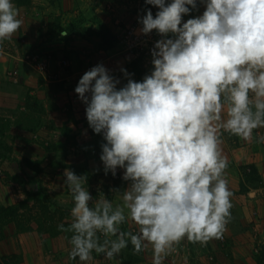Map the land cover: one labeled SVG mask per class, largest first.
Listing matches in <instances>:
<instances>
[{
	"label": "clouds",
	"instance_id": "obj_1",
	"mask_svg": "<svg viewBox=\"0 0 264 264\" xmlns=\"http://www.w3.org/2000/svg\"><path fill=\"white\" fill-rule=\"evenodd\" d=\"M144 4L158 9L138 15L137 34L160 37L150 73L136 81L121 67V85L98 63L74 89L89 128L102 137L104 175L121 170L127 183L110 189L122 193L114 204L105 195L94 199L87 177L65 168L73 206L70 222L57 228L71 234L68 256L80 264L93 253L112 261L129 243L137 255L150 247L152 264H164L185 239L201 246L223 239L233 219L224 134L251 142L264 129V0ZM22 24L13 0H0V43ZM127 221L135 231L123 228Z\"/></svg>",
	"mask_w": 264,
	"mask_h": 264
},
{
	"label": "rangeland",
	"instance_id": "obj_2",
	"mask_svg": "<svg viewBox=\"0 0 264 264\" xmlns=\"http://www.w3.org/2000/svg\"><path fill=\"white\" fill-rule=\"evenodd\" d=\"M32 1L13 0V3L22 8L19 11V18L22 19L23 24L11 40L0 43V140L5 144L4 147L2 144L0 145V207L19 206L16 222L6 223L0 230L5 233L11 224L21 232L37 231L40 234H47L49 238L46 242L47 245L53 250L59 249L61 257L57 259H64L66 261L64 263L67 264L71 247L68 239L71 234L65 233V238L63 236L56 238L47 231L52 226H58L61 223L67 224L71 219L70 214L65 212H70L73 206L68 188L63 183L65 168H70L77 175L87 177L85 187L89 188L94 199L105 195L114 204L118 203L122 193H113L110 189L119 188L122 190L127 187V183L121 179V170H118L115 178L111 174L104 175L103 165L99 159L102 137L94 134L89 128L85 105L76 94L74 96L77 97L71 98L70 92H74L81 78L79 72L84 71L85 73L90 70L92 65L88 61L89 55L92 57L96 55V61L98 58L101 61L102 58L109 57V60L103 64L111 71L112 75L120 78L121 85L124 84L123 82L126 83V79L119 70L121 67L134 74L133 79L142 81L145 74L152 70V65L149 58L125 52L119 43L121 30L118 29V33L114 34L106 25H100L97 36L101 38V43L97 46L83 47L78 45L80 40L76 41L73 37L75 46L79 47L72 50L74 51L72 55L43 52L38 37L45 36V28L48 25L44 19L46 11L32 9L25 11L23 7L32 5ZM38 1L42 3V0ZM82 1L85 9L91 0ZM110 2L107 4L118 3L123 7L122 9L128 5L135 7L139 4V15H143V10L146 8L153 10V6L145 5L144 0H110ZM203 10V5H201L199 12L194 11L191 15H199ZM188 18L190 17H184L185 20ZM89 22H92V18H88L84 24L86 27L84 35L88 33L86 30L92 27ZM130 22H122L121 25L125 28ZM102 29L110 30L112 36L101 34ZM113 36L116 37L114 43L112 42ZM109 45L112 48L107 49ZM101 50L113 51L104 57V54L99 52ZM34 56L49 58V72L53 75L51 79H46L35 68ZM115 58L119 60L115 61ZM66 60L68 64L63 62ZM74 74H76V78L70 79L68 85L65 86V80L61 79ZM28 89H38L35 95L38 96L36 98L42 106L40 97L45 96L46 93L49 95V99L46 101L49 113L44 112V117L36 118L32 122L21 114L26 110L20 104L24 102ZM51 90L59 94L58 100L55 96L52 99ZM53 113H55L54 116H52ZM63 119L69 120L72 125L64 126ZM53 121L59 123L58 126H51L50 122ZM30 128L33 129L29 130ZM97 168L101 170L95 172L94 170ZM252 169L255 170L252 166H245L243 169V181L239 192L242 195H246L252 188L260 187L262 184L256 170L257 177L253 176V179H250L251 176L248 177ZM30 194L34 195V198H30ZM246 200H241V208L234 206L236 201L232 200L233 219L227 226L223 239L213 240L207 246L192 244L185 239L176 246V251L165 259L164 264H230V259L227 260L229 257L222 255V252L229 247L236 246L239 249H251V251L254 248L264 250V223L262 224L260 217L261 212L257 208H252L250 202ZM22 203H26V205L23 206ZM234 207L236 208L234 209ZM41 223L43 224L41 225ZM135 227L131 221H127L123 226L125 230L133 231H135ZM246 232H248L247 235H245ZM249 234L254 237L252 242H249ZM239 235L244 239L237 240V244L234 245V239L236 237L239 239ZM20 242L31 243L34 248L41 240L40 237L22 241L20 237L15 238L8 243L9 246L6 247V250L16 251ZM3 250H0V264H17L20 260L25 261L24 253L22 256L15 252L6 256L3 255ZM53 250L48 249L47 252L54 258ZM41 253L46 257L47 253L46 255L44 252ZM130 256L138 258L139 262L137 261L136 264H152L150 247L137 255L133 254L130 243L112 261H107L102 255L93 253L94 259L89 264H131ZM30 257L31 255L28 254L27 262ZM32 259L33 257H31ZM242 262L244 263V261Z\"/></svg>",
	"mask_w": 264,
	"mask_h": 264
},
{
	"label": "crops",
	"instance_id": "obj_3",
	"mask_svg": "<svg viewBox=\"0 0 264 264\" xmlns=\"http://www.w3.org/2000/svg\"><path fill=\"white\" fill-rule=\"evenodd\" d=\"M107 2H110V0H91L89 4H87V8H83L85 5L83 4L82 0H42V3H40L38 0H33L32 5H28V7H23L25 11H29L30 9L34 11H46L45 12V22L48 24L47 28H45V36L43 38L38 37V41H40V45L42 47L43 52H55L61 55H72L74 51H72L74 48H77L79 46H75V41L73 40V37L75 40H80L78 42V45H81L83 47H91L97 46L101 43V38L97 36V32L100 29V25H106L108 28L115 34L118 33L119 30H121L122 36L125 29L130 25V23H133L135 21H138V15L140 12L139 4L135 5V7H130L129 5L126 6L125 9H122L123 7L118 5V3H112L110 5L107 4ZM111 3V2H110ZM42 4V5H41ZM15 7L21 11L22 8L18 7L14 3ZM108 5V6H107ZM118 5V6H117ZM138 13V14H137ZM95 14V15H94ZM94 15V17H93ZM88 18H92V22H89V24H92V27L87 29L86 33L84 24L87 21ZM131 21V22H130ZM122 22H130L125 28L122 27ZM28 23V21H27ZM119 29V30H118ZM62 32H66L67 35H62ZM92 34H94L92 36ZM37 36V35H35ZM114 50V49H113ZM113 50L110 51H99L100 53L105 55L111 53ZM96 55L88 57V61L91 63V69L93 66L97 65L98 63H105L109 60V57L102 58L100 61L98 58V61H96ZM119 60L118 58L114 59ZM114 62V61H113ZM94 63V64H92ZM80 76L82 77V74H84V71L79 72ZM76 78V74L70 75L68 77H65L61 80H65L64 85L67 86L68 82H70V79ZM125 83V82H123ZM49 86V85H48ZM38 89L30 90L28 89L25 95L24 100L28 95H32L34 97H38L36 94ZM52 99L53 96L56 97L59 95L56 91H50ZM45 94V92H44ZM71 98L77 97L74 96L75 92H70ZM49 95L46 93L45 96L40 97V102L43 104L44 112H48L46 101L49 99ZM63 97V96H62ZM58 97V98H62ZM23 104V103H22ZM49 113V112H48ZM55 113L52 114L54 116ZM45 116L44 114L42 115ZM46 118V117H45ZM63 125L68 126L72 125L71 122L67 119H63ZM51 126H58L59 123L56 121L50 122ZM62 125V127H64ZM80 126V124H78ZM257 133L260 135H264V129H258L254 131V138L251 142H244L240 140L239 138L235 136H229L227 133L224 134L223 140L224 143L222 145L224 154L228 157L229 160V166L227 169V179L229 181V188L233 192L232 200L236 201L235 205L238 208H241V200H246L247 202H250V206L252 208H257L261 212V220L262 224L264 223V143H256ZM245 166H252L255 168V170L258 172V175L261 179V186L257 188H252L250 191H254V196L251 197L249 195V192L246 195L240 194L241 185L243 181V172ZM248 197L249 200H248ZM239 203V204H238ZM234 207V209L236 208ZM13 226V225H12ZM10 224L9 229L4 231L0 230V250H3V255H12L15 253L22 256L24 253L25 255V261L20 260L17 264H65L66 262L64 259H57L60 258V250L56 249L53 250L50 248V246L47 245V240L49 239L47 234H40L37 231H26L21 232L18 231L17 227H12ZM13 228V229H12ZM248 232H246L245 235H247ZM36 234V235H35ZM66 234L63 233L57 237L63 236L65 238ZM250 237H248L249 242H252L254 240V237L252 234H249ZM252 236V237H251ZM21 238L22 240H27L29 238L34 237H40L41 242L35 246L32 247V244H26L20 242V246H18L17 250L8 249L6 250V247H8V243L12 241V239H18ZM56 237V238H57ZM239 239L236 237L234 239V245L237 244V240H243V237L238 236ZM264 238V237H263ZM53 250L54 255L56 259L53 258L52 255H50L47 250ZM32 250V251H30ZM260 250V251H259ZM44 252L45 256H42V253ZM31 255L33 259L31 260V257L29 261L27 262V256ZM223 256L229 257L231 263L230 264H264V250L256 249L254 248L253 251L251 249H239L236 246L234 248L229 247L227 250L225 249L222 252ZM249 258V259H246ZM8 260V259H7ZM241 261V262H240ZM244 261V263L242 262ZM67 264H80L79 259L77 260H68Z\"/></svg>",
	"mask_w": 264,
	"mask_h": 264
},
{
	"label": "built area",
	"instance_id": "obj_4",
	"mask_svg": "<svg viewBox=\"0 0 264 264\" xmlns=\"http://www.w3.org/2000/svg\"><path fill=\"white\" fill-rule=\"evenodd\" d=\"M152 11L153 15H155L158 9L153 7ZM139 27H141V25L138 24V21L130 24L120 37L119 43L125 52L151 59L150 49L152 48L154 42L160 37L155 33V31L150 36L138 35L137 29ZM33 62L35 68L43 74L46 79H51L53 77V75L49 72V58L47 56H44L43 58H40V56H34ZM63 62L68 64L67 60Z\"/></svg>",
	"mask_w": 264,
	"mask_h": 264
},
{
	"label": "trees",
	"instance_id": "obj_5",
	"mask_svg": "<svg viewBox=\"0 0 264 264\" xmlns=\"http://www.w3.org/2000/svg\"><path fill=\"white\" fill-rule=\"evenodd\" d=\"M107 34L112 36V32L110 30H105L102 29L101 34ZM116 40V37L113 36V43ZM112 48L111 45H109V47L107 49ZM21 106L23 105L25 107V111L21 112V114H23V116L27 117L30 119V121L32 122L33 120H36V118H40L43 113H44V108L42 105L39 104V101L36 97L32 96V95H28L26 97V99L24 100L23 104H20ZM36 124V122H34ZM33 128H30L29 130H32ZM2 144V147H4V141L0 140V145ZM251 176V177H250ZM257 177V174L255 172V170L253 171V169L251 170L250 175H248V177H250V179H253L254 177ZM30 198H34V195L30 194ZM21 205L25 206L26 203H22ZM19 210V206H13V207H0V228L6 224V223H10V222H16V214ZM67 212V214L69 215L70 212L69 211H65ZM43 223H41L42 225ZM65 226H67V224H65ZM48 232H50L49 234L53 237H57L61 234H63V232L58 231L57 226H52L49 229H47ZM129 258V257H128ZM138 261L137 257H132L130 256V263L131 264H136ZM139 262V261H138Z\"/></svg>",
	"mask_w": 264,
	"mask_h": 264
}]
</instances>
